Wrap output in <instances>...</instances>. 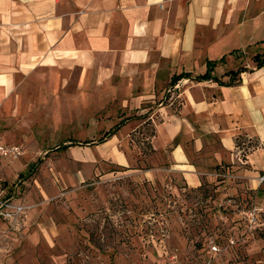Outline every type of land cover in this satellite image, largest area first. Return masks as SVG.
<instances>
[{
	"label": "crops",
	"instance_id": "crops-1",
	"mask_svg": "<svg viewBox=\"0 0 264 264\" xmlns=\"http://www.w3.org/2000/svg\"><path fill=\"white\" fill-rule=\"evenodd\" d=\"M263 56L264 0H0V142L44 152L67 119L102 118L89 148L144 118L150 157L185 187L223 167L249 177L264 171ZM237 135L258 145L244 153ZM101 156L128 170L115 145Z\"/></svg>",
	"mask_w": 264,
	"mask_h": 264
},
{
	"label": "rangeland",
	"instance_id": "rangeland-1",
	"mask_svg": "<svg viewBox=\"0 0 264 264\" xmlns=\"http://www.w3.org/2000/svg\"><path fill=\"white\" fill-rule=\"evenodd\" d=\"M99 120L67 119L49 131L55 140L44 152L30 153L17 138L22 155L0 161V199L23 206L14 221L0 216V264H264V180L257 182L264 171L246 177L223 167L214 181L187 188L150 157L149 119L123 140L84 148L103 131ZM59 137L79 145L72 154L55 149ZM242 142L244 153L258 145ZM112 144L127 171L100 158ZM208 240L216 252L207 251Z\"/></svg>",
	"mask_w": 264,
	"mask_h": 264
},
{
	"label": "built area",
	"instance_id": "built-area-1",
	"mask_svg": "<svg viewBox=\"0 0 264 264\" xmlns=\"http://www.w3.org/2000/svg\"><path fill=\"white\" fill-rule=\"evenodd\" d=\"M22 152L23 151L18 144H2L0 142V160H15L22 155ZM263 180V175L257 178V182ZM8 200H10V197L0 199V216L5 220L14 221L16 216L22 212L23 206L10 204ZM206 248L209 253H214L218 250L212 240L207 241ZM204 264L208 263L205 262Z\"/></svg>",
	"mask_w": 264,
	"mask_h": 264
},
{
	"label": "trees",
	"instance_id": "trees-1",
	"mask_svg": "<svg viewBox=\"0 0 264 264\" xmlns=\"http://www.w3.org/2000/svg\"><path fill=\"white\" fill-rule=\"evenodd\" d=\"M263 59H264V56L262 57V60ZM226 74L232 75V74H234V71H228V72H226ZM187 75H188V73H179L178 75H174V76L171 77L170 83H173L175 80H177V79H179V78H181L183 76H187ZM207 77H209L208 71H205L204 73L196 76V78H198V79H203V78H207ZM213 78H215V77H213ZM243 139H244V136L237 135L234 138V144H235V146L241 147V145L243 144V142H242ZM246 142L249 143L250 140H247ZM247 146L248 147H250V146L253 147L254 144L253 145L252 144H247Z\"/></svg>",
	"mask_w": 264,
	"mask_h": 264
}]
</instances>
